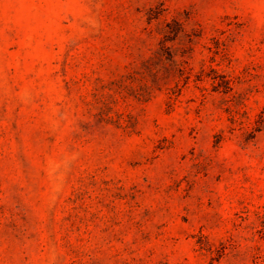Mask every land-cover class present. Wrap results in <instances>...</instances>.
<instances>
[{"label": "rangeland", "instance_id": "rangeland-1", "mask_svg": "<svg viewBox=\"0 0 264 264\" xmlns=\"http://www.w3.org/2000/svg\"><path fill=\"white\" fill-rule=\"evenodd\" d=\"M0 264H264V0H0Z\"/></svg>", "mask_w": 264, "mask_h": 264}, {"label": "trees", "instance_id": "trees-1", "mask_svg": "<svg viewBox=\"0 0 264 264\" xmlns=\"http://www.w3.org/2000/svg\"><path fill=\"white\" fill-rule=\"evenodd\" d=\"M263 128V126H258L256 127V130H261Z\"/></svg>", "mask_w": 264, "mask_h": 264}]
</instances>
